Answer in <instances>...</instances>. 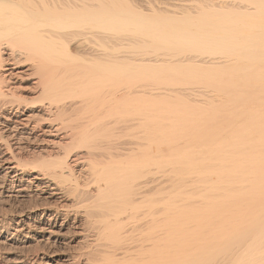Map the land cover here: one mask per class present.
Returning a JSON list of instances; mask_svg holds the SVG:
<instances>
[{"label":"bare ground","instance_id":"6f19581e","mask_svg":"<svg viewBox=\"0 0 264 264\" xmlns=\"http://www.w3.org/2000/svg\"><path fill=\"white\" fill-rule=\"evenodd\" d=\"M31 196L4 264H264V0H0V202ZM86 223L92 263L54 248Z\"/></svg>","mask_w":264,"mask_h":264},{"label":"rangeland","instance_id":"374dc122","mask_svg":"<svg viewBox=\"0 0 264 264\" xmlns=\"http://www.w3.org/2000/svg\"><path fill=\"white\" fill-rule=\"evenodd\" d=\"M33 146H38L39 147V146H41V144L34 143ZM42 146H43V144H42ZM38 203H39V200L35 196L17 198L16 200H13V201H10V202H6V203L5 202H3V203L0 202V212L1 213H2V211L6 212L5 210H9V208L10 209L12 208L11 210H13V211H15V210L16 211H20L21 209L30 208V207L38 204ZM84 204H85V202L79 203L78 205L75 206V209H77L76 207H78V209L79 208L83 209L84 208ZM6 205H7L8 209L6 208ZM10 205H11V207H10ZM4 208H6V209H4ZM8 219H9V217H8ZM78 230L79 231L74 229L72 232H71V230L65 232L63 237L60 239L61 243H59V244L57 243V245H54L55 247L54 246L53 247L54 248H60V249L62 248L63 250H65L64 252H66V253H69V252H72V251L73 252L74 251L75 252H79L80 251V252L86 253V254L88 253V255H89L88 257L90 258V262L92 263L94 261V259L99 257L96 253H91L92 252L91 251L92 250V246L94 245L92 243L94 241H96L95 239H96L98 230L94 226L89 224V223L83 224L81 229L79 228ZM9 231H8V236H10V234L13 233L12 232L13 230L12 231L9 230ZM19 235H21V234H18L17 236L21 237ZM86 237H87V239H86ZM82 239H84L86 242L83 241ZM127 243L130 245L131 248L133 246L136 247V248L135 247L132 248V252L135 253V251L137 250V246L135 245V243L130 242V240H128ZM26 244H27L26 248H29V247L31 248V247H33L35 245L34 240L31 239V238L29 239V241H27ZM80 245H81L82 248L80 247ZM103 248H104L103 246H99V249H103ZM3 249L4 248L1 246L0 247V261L3 262V264H4V261L6 260L5 258H7V257L8 258L15 257L16 254L20 253L19 251H20L21 248H20V245L16 244V246H14L11 250H7V249L3 250ZM40 256H41V261L36 262L35 264H56L58 261L59 262L57 264H62V263H60V260H56V257H49V256H46V255H43V254H40ZM53 259H55V260H53ZM55 261H57V262H55Z\"/></svg>","mask_w":264,"mask_h":264}]
</instances>
